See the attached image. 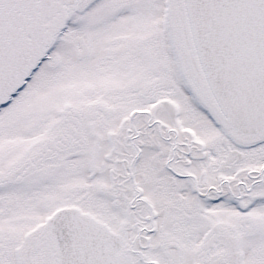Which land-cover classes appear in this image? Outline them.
<instances>
[{
  "label": "snow or ice",
  "instance_id": "snow-or-ice-1",
  "mask_svg": "<svg viewBox=\"0 0 264 264\" xmlns=\"http://www.w3.org/2000/svg\"><path fill=\"white\" fill-rule=\"evenodd\" d=\"M0 264H264V0H0Z\"/></svg>",
  "mask_w": 264,
  "mask_h": 264
}]
</instances>
